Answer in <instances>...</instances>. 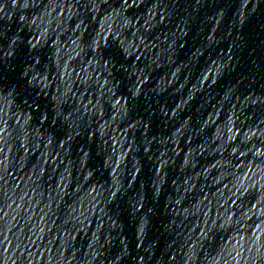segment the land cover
<instances>
[{"label":"water","instance_id":"1","mask_svg":"<svg viewBox=\"0 0 264 264\" xmlns=\"http://www.w3.org/2000/svg\"><path fill=\"white\" fill-rule=\"evenodd\" d=\"M0 264H264V0H0Z\"/></svg>","mask_w":264,"mask_h":264}]
</instances>
